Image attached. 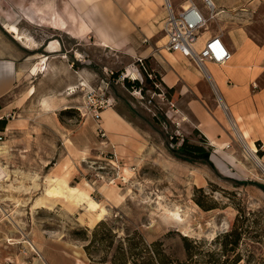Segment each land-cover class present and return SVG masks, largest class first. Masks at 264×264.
Masks as SVG:
<instances>
[{"label":"rangeland","instance_id":"rangeland-1","mask_svg":"<svg viewBox=\"0 0 264 264\" xmlns=\"http://www.w3.org/2000/svg\"><path fill=\"white\" fill-rule=\"evenodd\" d=\"M67 6L97 30L77 37L21 16L33 18L35 8L64 13ZM167 13L165 0H0L1 22L12 16L23 41L34 48L30 73L4 99L17 97L21 108L0 111L6 121L0 163L8 172L0 181V264H95L84 246L102 222L116 238L136 233L148 244L160 241L167 255L181 261L183 237L204 241L201 256L208 260L219 256L215 238L235 226L241 236L237 264H264V173L247 156L205 75L197 84L180 83L168 91ZM252 15L251 27L263 37L264 2ZM214 26L210 20L209 31ZM105 33L112 45L98 40ZM51 41L58 42L57 53L47 54ZM174 63L194 68L180 56ZM135 80L142 92L126 83ZM28 92L33 93L29 98ZM201 108L221 123L214 145L195 116ZM114 110L132 128L117 138L106 117ZM183 141L208 157L182 150ZM254 145L264 166V142ZM63 157L68 164L72 158L79 170L73 180L66 175L68 186L80 189L86 182L97 203L94 211L64 197L46 198L48 207L33 206L45 196L44 177L60 169L55 165ZM124 167L132 170L126 181L121 180ZM100 208L105 212L95 219ZM176 209L181 222L163 217ZM92 254L97 259L104 253Z\"/></svg>","mask_w":264,"mask_h":264},{"label":"crops","instance_id":"crops-1","mask_svg":"<svg viewBox=\"0 0 264 264\" xmlns=\"http://www.w3.org/2000/svg\"><path fill=\"white\" fill-rule=\"evenodd\" d=\"M88 1L80 0V3H88ZM211 2L214 6L213 21L215 22V29L209 31L207 24V27L200 33L196 48H201L208 38L219 34L221 41L230 51L229 61L223 66L205 63L204 69L201 71L195 66L193 69H187L180 65L176 66L174 59H178L179 56L181 59L189 61L181 55L173 53L172 58L164 59L170 68V71L165 70L164 72V81L169 87H175L180 83H186L190 86L202 81L206 76L218 96L220 105L226 111V115L229 116L239 134L242 135L246 131L248 133L246 141L264 142V36L260 37L253 31L251 25L256 23V20L250 19V16L254 18L252 9L264 0H211ZM74 3L72 4L75 7H80L79 1H74ZM165 3L167 8L171 6L170 8L174 11L194 3L202 10L204 15H207L202 0H165ZM39 9H34V19L23 14L21 16L30 23L43 26L38 22V13H44L45 15L48 13L42 9L39 12ZM96 11V8H94L93 13L89 15L95 14ZM8 17V21H10L12 16L9 15ZM87 26L89 32L97 30L94 25L87 24ZM47 27L57 30L51 26ZM20 36L22 38L18 39L13 33L9 32L0 20V104L3 103L0 105V111L7 112L9 109L21 108L22 104H18L17 97L7 102H4V99L6 97L10 98L18 81L28 72L30 73L33 66L31 62L34 48L28 44V41H23L24 37L21 34ZM98 40L104 45H112L113 43V38L106 33L98 36ZM52 42L54 41H51L49 45ZM49 45H46L45 53H57V50L49 52L47 48ZM18 46L22 49V53L18 52ZM43 57L45 58V56ZM27 95L29 98L33 93L28 92ZM213 110L217 113V106ZM195 116L199 121L203 135L207 141L214 145L213 140L220 138V130H222L220 121L216 122L204 108L197 109ZM106 117L107 121H110L111 132L115 134V138L118 137L116 134L121 130L131 131L132 128L115 110ZM15 126L14 124L10 128ZM37 139L40 138L36 137L34 140ZM68 161L70 164L63 157L55 165V167H58L57 169H60L55 171L65 172V175L69 176V180H73L78 177L79 170L72 158H69ZM64 166L67 167L65 171L62 170Z\"/></svg>","mask_w":264,"mask_h":264},{"label":"trees","instance_id":"trees-1","mask_svg":"<svg viewBox=\"0 0 264 264\" xmlns=\"http://www.w3.org/2000/svg\"><path fill=\"white\" fill-rule=\"evenodd\" d=\"M126 83L129 87L141 89L142 92L137 80ZM173 89V87H170L168 91L172 92ZM5 125L6 121L0 120V131L3 130ZM256 144L259 145V142H256ZM180 148L189 153L208 157V153L201 147L189 145L186 141L180 144ZM99 230H101L100 233ZM92 233V237L88 240L89 243L84 246V251L95 264H237L240 261V255L236 250L241 241V236L235 226L215 238V242L219 244V256L213 258L214 254L209 255L211 259L208 260H203L201 256L204 241L197 242L183 237L185 259L181 261L172 259L167 255L160 241L148 244L136 233L132 236L116 238L115 233L107 228L103 222L98 224ZM99 250L104 254L95 259L92 253Z\"/></svg>","mask_w":264,"mask_h":264},{"label":"bare ground","instance_id":"bare-ground-1","mask_svg":"<svg viewBox=\"0 0 264 264\" xmlns=\"http://www.w3.org/2000/svg\"><path fill=\"white\" fill-rule=\"evenodd\" d=\"M47 9H49L50 2L46 4ZM66 12L62 13H55V12H48L47 15L44 13H38V22L42 24L43 26H51L54 29L64 31L70 35H74L77 37H81L83 35H86L89 33V27L87 24L79 17H76L72 14L70 8L66 7ZM40 12V9L38 10ZM68 17V20H67ZM9 19L4 20V27L11 33H13L18 39L22 38L20 36L19 30L16 26V22L13 20L8 21ZM57 42H52L51 45H49L48 50L49 52L55 51V45H57ZM170 54V57L172 58L174 55L173 53ZM204 69V68H203ZM36 68L33 69L35 71ZM44 70V69H43ZM42 70V71H43ZM206 73V72H205ZM239 138L245 143V150L247 153V156L255 162L256 166L261 167V170L264 173V166L263 162L261 160H258L256 158V155H254L256 151V147L254 143L251 140L246 141L248 138V133L246 131L243 132L242 135L239 134ZM7 148V147H5ZM3 150V149H2ZM3 152V151H2ZM4 154V153H3ZM5 154H7L5 152ZM2 155V154H1ZM132 170L124 167L122 170V176L121 180L126 181L127 178H129L132 175ZM8 173V172H7ZM7 173L5 170V167L0 163V181L3 179L6 180ZM44 194L45 196L43 198H39L35 201L34 207H48L49 203L46 198H55V197H64L65 199H68L75 203L76 205H82L85 208H87L90 211H94L97 207V203L94 202L92 199H90L88 192L90 190V187L86 182H82V186L80 189L69 187L67 184V179L65 174H58L56 171H52L51 173H48L44 177ZM99 213L96 215L95 219H98L104 212L105 209L100 208ZM163 217L170 220H173L175 222H181V218L179 215V211L173 210V211H165L163 214ZM185 231L183 234L185 235Z\"/></svg>","mask_w":264,"mask_h":264},{"label":"built area","instance_id":"built-area-1","mask_svg":"<svg viewBox=\"0 0 264 264\" xmlns=\"http://www.w3.org/2000/svg\"><path fill=\"white\" fill-rule=\"evenodd\" d=\"M202 3L207 15H204L202 10L194 3L181 7L178 11H173L168 7L167 17L163 24L166 50L181 55L201 71L205 63L223 66L231 57L230 51L221 41L219 34L208 38L201 48H196L200 33L207 27L208 22L214 18V6L211 0H202ZM106 107H111V104L106 103ZM98 134L101 138L105 137L102 131H99ZM2 139L0 133V143ZM115 169H118V167ZM113 177L109 179H113Z\"/></svg>","mask_w":264,"mask_h":264}]
</instances>
